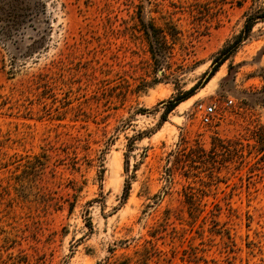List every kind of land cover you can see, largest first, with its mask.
<instances>
[{
	"label": "rangeland",
	"instance_id": "obj_1",
	"mask_svg": "<svg viewBox=\"0 0 264 264\" xmlns=\"http://www.w3.org/2000/svg\"><path fill=\"white\" fill-rule=\"evenodd\" d=\"M262 10L0 0V264H264Z\"/></svg>",
	"mask_w": 264,
	"mask_h": 264
},
{
	"label": "trees",
	"instance_id": "obj_2",
	"mask_svg": "<svg viewBox=\"0 0 264 264\" xmlns=\"http://www.w3.org/2000/svg\"><path fill=\"white\" fill-rule=\"evenodd\" d=\"M258 18H260V19L264 18V10H262L258 13H255V14L254 13L246 14L242 31L230 43H228L226 46H224L219 51V53L214 58L215 64L213 65L212 69L210 70V72L208 73V75L204 79V81H200V82L195 83L181 97L176 96L170 100H167L165 103H163L164 109H163V112L161 115L163 120H165L166 115L171 110H173L176 105H178L182 100L191 96L196 88L202 87L204 84H206L208 82V80L214 75V73L217 71L218 67L225 61V59L233 51V49H235L242 40H244L245 38L248 37L253 24L255 23V21ZM143 31L145 34V38L148 42L152 57H155L157 54H159V49H155L154 43L152 42V37L150 36V33L146 30V28ZM222 55H224V56H222Z\"/></svg>",
	"mask_w": 264,
	"mask_h": 264
},
{
	"label": "built area",
	"instance_id": "obj_3",
	"mask_svg": "<svg viewBox=\"0 0 264 264\" xmlns=\"http://www.w3.org/2000/svg\"><path fill=\"white\" fill-rule=\"evenodd\" d=\"M227 103H231V100H228ZM195 110L199 113V117L202 123H210L212 119L216 116V105L214 103H202L198 102L195 106Z\"/></svg>",
	"mask_w": 264,
	"mask_h": 264
},
{
	"label": "bare ground",
	"instance_id": "obj_4",
	"mask_svg": "<svg viewBox=\"0 0 264 264\" xmlns=\"http://www.w3.org/2000/svg\"><path fill=\"white\" fill-rule=\"evenodd\" d=\"M217 75H218V73H217Z\"/></svg>",
	"mask_w": 264,
	"mask_h": 264
}]
</instances>
